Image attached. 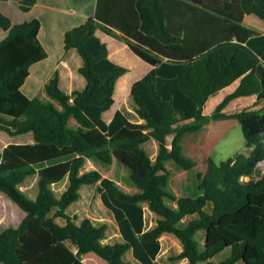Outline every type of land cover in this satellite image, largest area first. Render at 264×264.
Wrapping results in <instances>:
<instances>
[{
	"label": "trees",
	"instance_id": "trees-1",
	"mask_svg": "<svg viewBox=\"0 0 264 264\" xmlns=\"http://www.w3.org/2000/svg\"><path fill=\"white\" fill-rule=\"evenodd\" d=\"M14 2L24 11L37 4ZM248 13L264 19V0H97L95 15L65 34V49L76 48L83 58L86 87L68 94L57 72L46 85L52 100L45 101L23 91L31 66L49 56L39 36L42 22L14 24L0 10V29L8 31L0 38V129L35 137L32 143L11 142L0 152V191L27 212L18 227L0 232V263L86 264L84 255L95 252L107 264H132L125 258L132 250L142 264H164L158 259L161 238L172 233L183 244L170 257L174 264H264V173L255 176L264 160V105L225 110L240 96L257 94V102L264 101V33L245 23ZM98 28L153 65L131 88L145 122L132 121L122 110L105 120L128 69L112 60ZM239 78V86L206 114L210 97ZM72 117L77 127L70 125ZM227 118L242 124L249 151L221 162L209 156L206 173L198 172L200 193L178 196L169 189L172 171L166 162L194 169L198 161L185 153L184 136ZM150 139L159 143L155 159L143 146ZM88 159L104 165L117 159L140 191L127 192L98 169L83 172ZM34 175L39 176L35 199L21 187ZM66 178L68 187L58 196L53 185ZM85 184L97 186L124 241L104 243L106 222L95 224L88 217L78 222V215L67 212ZM146 204L158 215L151 228ZM199 231H205L203 245ZM225 251L229 254L216 261Z\"/></svg>",
	"mask_w": 264,
	"mask_h": 264
},
{
	"label": "crops",
	"instance_id": "crops-1",
	"mask_svg": "<svg viewBox=\"0 0 264 264\" xmlns=\"http://www.w3.org/2000/svg\"><path fill=\"white\" fill-rule=\"evenodd\" d=\"M14 4H16V3L11 2V0H0V10L2 12H4L6 15H8L12 19L14 24L22 23L25 21H30V20H33L35 18L40 19L42 22V28H41L40 35H39L40 40H41L43 46L45 47V49L48 51V54H49V56L45 60L37 62L31 66V73H30L29 77L27 78L26 83L23 86V87H25L28 84L31 76L34 75V81L32 84H30L29 91L27 92V95L30 97L39 96L40 98H42L45 101L52 100V98L48 94L46 85L55 76V74L57 72L59 73V77H60V86L68 94H73V92L75 90L84 89L87 85V78L80 72V67L83 65V58H82L80 52L76 48H72L69 50L65 49V34H66L67 30L83 23L88 17L95 15L96 7H97V0H37V4L28 11L18 9L17 7L14 6ZM244 21L246 24H248L252 27H255L256 29H258L259 31L264 33V19L261 16H259L258 14L248 13L245 15ZM7 34H8V31L0 29V38L1 39L5 38L7 36ZM97 34L101 37V39L104 42L107 43V45H109V43L111 45H113V47L111 49H109L110 57L112 58L113 61H115L118 64L120 63L122 65H126L125 67H127L126 62H125L123 56L121 55L122 53H126L127 55H129L130 57H132L135 60V62L137 63V65L140 68H142L138 71V75L135 78H133L132 77V74H134L133 70H131L130 68L127 67V69H128L127 72L119 78L118 83H117L116 92L114 95L115 103L113 104V106L110 109L105 111V113H104L105 120L107 122H111L112 119L114 118L117 110H122L129 115V117L132 121L145 122V120L142 119L138 115V113L135 110V107L132 110L131 109L129 111L127 110L126 106L128 104V100H129L127 98V96L131 92V88H132L133 83L136 80L144 77L153 68V65H151L150 63L146 62L141 57H139L124 40H121L114 35L108 34L102 28L97 29ZM126 76H129L132 79L129 81V79L126 78ZM122 79H126L127 84H126V81H124L125 83L120 85ZM240 82H241V78L237 79L231 85L221 89L217 94H220V93H222V94L224 93V94L219 99L216 106L224 99V97L227 94L233 92L239 86ZM121 86H125V88L120 90ZM215 95H212L208 101H211L212 97H214ZM232 102H241V105H243L242 108H245V107L257 108V106L259 104L264 105V101H261L259 103L257 102V94L245 95V96H240V97L233 99L225 108L226 111H229L228 107H230V105H232ZM204 112H205V108H204ZM229 112H232V111H229ZM206 114H209V113H206ZM237 122H239V120H237L236 118H227V119H220V120L211 121V122L205 124L200 131H197V132H200V135H191L192 133H195V132H191V133H187L184 136L183 147H184L185 153L198 161V165L195 168H197L199 166V163H200L199 162L200 152L203 153L205 159H208L210 156V152L214 149V146L219 142V140L221 138H223L225 136L229 127L233 124H237ZM70 125L72 127H77L79 125V123L77 122V120L74 117H72L70 119ZM16 135H21L18 138V141H17L18 143L35 142V137H34L33 132H25V133H20V134H16ZM13 136H15V135H13ZM173 136H174L173 134H170L167 137L168 145L170 147L172 145ZM153 140H155V139L148 140L147 142H145L143 144V146L145 147V144L148 142H151L153 144V146L155 148V152L153 155H150V156L153 159H155L157 154H158V151H159V143L157 140H156L157 143ZM9 143H11V142L8 141L6 143V145H8ZM4 147L2 148L1 151H3ZM116 160L117 159H115L112 164H119V163H117ZM168 161H170V160H168ZM168 161L166 162L167 167H168ZM94 162L97 164L100 163L94 159H88L87 163L85 164V166L83 168V172L89 171L88 170V164L94 165ZM108 165H110V164H108ZM207 166H208V164H207ZM95 168L100 170L97 166H95ZM128 172L130 173L129 170H128ZM103 174L105 177L114 178L113 176L107 175L105 173H103ZM174 176L175 175L172 173L170 181L172 180V178H174ZM30 177H35V180H36L37 186H38L39 176L34 175V176H30ZM30 177H28L24 183L28 184ZM114 179L117 180L116 178H114ZM64 181L67 184V186L65 188V190H66L68 187V184H69V179L66 178ZM119 182L120 181H118V183ZM24 183L21 185L22 189L26 192V194H28L29 197H32L35 199L38 195V192H39L38 189H37L36 194L34 196H32L31 194H29L28 187L26 185H24ZM55 185L56 184L53 185L54 189H55ZM86 185H89V184H85L81 188V193H82L81 198L78 201L71 204L69 206V208L67 209V212L71 215L78 214V216H79L78 222H81L84 218L88 217V218L92 219V221L95 224H102V223H98L95 221V219H98V218H95V216H93L94 213L91 210V204L86 203L87 201L84 198V193H83L84 186H86ZM198 186H199V184H198ZM129 187H132V186H129ZM132 189H133V191H127V190L126 191L129 193H137L140 191V189L135 185V183H134ZM65 190H63L62 193ZM55 191H56V189H55ZM172 191H174L178 196H186V195H184L185 193L182 194L181 192H179L176 189H173ZM2 193L6 194L5 192L0 191V199L4 201V205H5V206L2 205V207L0 208V229H1V227H4L2 230H0V232L3 231L4 229L8 228V227H18L27 215V212L17 202H15L12 199L14 201V203H12ZM56 193H57V191H56ZM61 194L58 195V193H57L58 196H61ZM99 197H100L101 202L103 203L100 194H99ZM103 205H104V203H103ZM176 205H177V203H176ZM74 207L77 208L78 213H72L71 212V209ZM145 208H146V214L145 215H146L147 228H151V227L156 225L158 215L156 213H154L153 211H151L147 204L145 205ZM82 209H85L84 212H86V216L80 215L81 214L80 212ZM147 209L150 211L152 216L153 215L157 216L155 224H154V222H152L151 225H148V223H147V213H148ZM109 211L112 213L111 210H109ZM113 217H114L115 224L118 228V233H117L118 237L116 239L112 240V237L109 233L110 224L108 223L109 227L107 230L106 237L103 239L104 243H115V242H119V241H124V238H123L121 231H120V227H119V225L115 219L114 214H113ZM59 218H57V221L60 224L66 223L65 219L60 218L61 220H64V221H59L60 220ZM103 223H105V222L103 221ZM161 240H162V238H161ZM162 250H163V243H162ZM129 251L133 255V251L132 250H129ZM93 253H95V252H89V253L84 255V261L86 264H89V261H90L89 258H91V257H93L94 259L97 258V256L94 255ZM129 254L130 253L127 252L125 255V258ZM160 254H159V256H160ZM158 259H159V257H158ZM105 261L106 260L104 259L103 263L107 264V262H105ZM128 261L134 263L132 256L130 257V259ZM0 264H3V263H0Z\"/></svg>",
	"mask_w": 264,
	"mask_h": 264
},
{
	"label": "rangeland",
	"instance_id": "rangeland-1",
	"mask_svg": "<svg viewBox=\"0 0 264 264\" xmlns=\"http://www.w3.org/2000/svg\"><path fill=\"white\" fill-rule=\"evenodd\" d=\"M14 1L11 0V2H14ZM14 6L17 7L18 9H20L18 7V5L14 4ZM108 47H109V49H111L113 47V45H111L109 43ZM121 55L123 56V58L127 64V67L130 68L131 70H133L134 74H132V77L135 78L138 75V71L142 68H140L137 65V63L135 62V60L132 57H130L129 55H127L126 53H122ZM123 66H126V65H123ZM33 81H34V75H32L31 78L29 79L28 84L25 87H23V90H24V92H26V94L29 91V86H30V84L33 83ZM124 81H126V84H127L126 79L122 80V84L125 83ZM123 88H125V86H121L120 90ZM223 94L222 93L216 94L214 97H212L211 101L207 102V104L205 105V113L211 114L214 111L216 104L218 103L219 99L223 96ZM127 98L129 100H128V104H127L126 108L129 111L130 109L132 110L135 107V103L133 102L131 92L128 94ZM262 106H263L262 104H259L257 106V108H261ZM242 107H243V105H241V102H232V105H230V107H228V110L229 111H236V110H240ZM191 135H200V132H195V133H192ZM19 136H21V135L13 136V135L9 134L7 131L0 129V151L2 150V148L6 145V143L8 141L17 142ZM153 141L156 142V140H153ZM145 149L147 150V152L150 155H153L155 152V148L151 142H148L145 144ZM248 151H249V146L247 144V140H246V137L244 134L243 126L240 122H237V124H233L229 127L225 136L219 140V142L214 146V149L210 152V156H212L216 161L221 162L223 160H227L228 158L232 157L237 152H248ZM116 161L120 165L119 164L103 165V164H100V163L97 164L94 162V165L88 164V170L96 169L95 166H97L103 173L110 175V176H113L118 181H120L119 184L125 190L133 191L132 187H133L134 183L130 177V173L128 172L129 169L126 167L128 169L127 170L125 168V166L122 163H120L118 160H116ZM199 162L200 163H199V166L197 168L188 170V169L181 167L175 160L168 161V168L175 175L174 178H172V180L170 181L169 189L171 191L173 189H176L179 192H181L182 194L185 193L184 195H186V196L187 195H189V196L198 195L200 193V189L198 186V184H199L198 172L205 173L207 171V167H208L207 166L208 159H205L203 153H201V152L199 154ZM258 170L259 171L255 175L256 177L260 176V171H261V174L264 173V161L258 166ZM243 179L249 180L250 177L244 176ZM24 185H26L28 187V192L32 196H34L36 194L37 189L39 191L35 177H30L29 183L28 184L24 183ZM66 186H67V184L65 183V181H62L61 183H58L55 185V189H56L58 195H60L62 193V191L65 190ZM129 186H132V187H129ZM83 193H84V198L87 201L86 203L91 204V210L94 213L93 216H95V218H98V219H95V221L98 223H103V221L107 222V224L109 223L110 224L109 233L112 237V240L116 239L118 237L117 236L118 228L115 224L113 214L101 202L100 197H99V193L97 191V186L96 185H86V186H84ZM2 194L9 201L14 203V201L11 198H9L6 194H4V193H2ZM168 203L173 205V206H176V202L173 200H169ZM2 205H4V201L0 199V208L2 207ZM84 210L85 209L81 210L80 215L86 216V212H84ZM71 212L72 213H78L77 208L76 207L72 208ZM147 212H148L147 213L148 225H151L152 222H154V224H155L157 216L156 215L152 216L148 209H147ZM76 215H78V214H76ZM193 217H195V216L194 215L188 216L185 218V221L188 222ZM59 221H64V220L60 219ZM3 228L4 227H1L0 230H2ZM196 237L198 239H200L201 244L203 245L204 240H205L204 239L205 238V232L200 231L196 235ZM162 243H163V250L159 256V259L164 264H174L170 260V257L179 254L183 250V244H182L181 240L176 235H174L172 233H167V234L165 233L162 236ZM128 252L130 254L128 256H126L127 260H129L130 257L132 256L133 261H134V263H132V264H141L139 261H137L134 258V256L132 255V253L130 251H128ZM93 254L96 255L98 259L97 258L94 259L93 257L89 258L90 259L89 264H104L103 263L104 259L101 256H99L98 254H95V253H93ZM228 254H229V251H225V252L221 253L220 255H218L217 257H215V260L219 261V260L225 258ZM183 261H185V260H183ZM237 264H240V263H237Z\"/></svg>",
	"mask_w": 264,
	"mask_h": 264
},
{
	"label": "water",
	"instance_id": "water-1",
	"mask_svg": "<svg viewBox=\"0 0 264 264\" xmlns=\"http://www.w3.org/2000/svg\"><path fill=\"white\" fill-rule=\"evenodd\" d=\"M263 161H264V160H263ZM263 161L259 162L258 166H259Z\"/></svg>",
	"mask_w": 264,
	"mask_h": 264
}]
</instances>
